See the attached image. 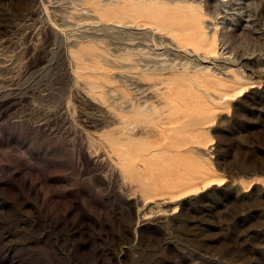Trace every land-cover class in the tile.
<instances>
[{
    "label": "rangeland",
    "instance_id": "rangeland-1",
    "mask_svg": "<svg viewBox=\"0 0 264 264\" xmlns=\"http://www.w3.org/2000/svg\"><path fill=\"white\" fill-rule=\"evenodd\" d=\"M0 264H264V0H0Z\"/></svg>",
    "mask_w": 264,
    "mask_h": 264
},
{
    "label": "bare ground",
    "instance_id": "bare-ground-1",
    "mask_svg": "<svg viewBox=\"0 0 264 264\" xmlns=\"http://www.w3.org/2000/svg\"><path fill=\"white\" fill-rule=\"evenodd\" d=\"M152 63V62H151ZM155 63V62H154ZM153 63V64H154ZM157 64V63H156ZM169 66V65H168ZM159 67H160V63H159ZM153 70V69H152ZM169 82V81H168ZM154 84V83H153ZM147 85V84H146ZM145 86V85H144ZM152 87V86H151ZM143 88V87H142ZM147 88H149V87H147ZM150 90H151V88H150ZM164 90V89H163ZM145 92V91H144ZM152 93V92H151ZM143 94V93H142ZM146 94V93H145ZM148 96V95H147ZM146 98V97H145ZM121 99V98H120ZM123 100H124V98H122ZM129 99H131V97H129ZM128 99V100H129ZM163 99V98H162ZM127 100V99H126ZM142 100V99H141ZM122 101V100H121ZM133 102H134V100H132ZM163 101H165V100H163ZM120 102V101H119ZM138 102V101H137ZM141 102V101H140ZM146 101H144V102H142V103H140L138 106H136L137 108L136 109H134V110H131L130 108L132 107V105H131V103H130V105H131V107L129 106V109L130 110H128L127 108H128V106H127V108H125V111L124 110H122L123 112H128V111H133L134 113H144L148 108H149V106H148V102L147 103H145ZM151 102V101H150ZM128 103V102H127ZM166 103V102H165ZM158 104V103H157ZM121 105V104H120ZM120 105H117V106H120ZM137 105V104H136ZM151 105H153V104H151ZM123 106V105H122ZM121 106V107H122ZM156 106V105H155ZM151 107V106H150ZM117 109H119V108H117ZM123 109H124V107H123ZM127 109V110H126ZM120 110V109H119ZM147 112V111H146ZM129 113V112H128ZM128 113H127V115H128ZM148 113H149V111H148ZM129 114H131V113H129ZM133 114V113H132ZM152 118V117H151ZM119 119V118H118ZM119 122H121L122 123V125H123V128H126L125 130L127 131V129L129 128L130 130L131 129H133V127H137V126H135V123H136V120L135 119H133V118H128V119H120L119 120ZM118 122V123H119ZM121 128H122V126H121ZM134 130V129H133ZM131 132H132V130H131ZM134 132V131H133ZM122 138H124V137H122Z\"/></svg>",
    "mask_w": 264,
    "mask_h": 264
}]
</instances>
